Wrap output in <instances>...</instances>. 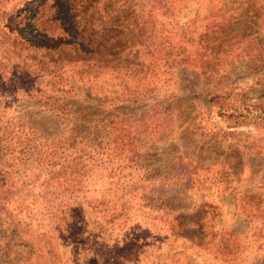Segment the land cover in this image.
Masks as SVG:
<instances>
[{
	"label": "rangeland",
	"instance_id": "rangeland-1",
	"mask_svg": "<svg viewBox=\"0 0 264 264\" xmlns=\"http://www.w3.org/2000/svg\"><path fill=\"white\" fill-rule=\"evenodd\" d=\"M21 1L0 0V264H264V0H121L114 51L57 60L15 44Z\"/></svg>",
	"mask_w": 264,
	"mask_h": 264
},
{
	"label": "trees",
	"instance_id": "trees-1",
	"mask_svg": "<svg viewBox=\"0 0 264 264\" xmlns=\"http://www.w3.org/2000/svg\"><path fill=\"white\" fill-rule=\"evenodd\" d=\"M153 1L156 2L157 11L164 10L171 2ZM52 2L54 5L51 4V0L41 3L23 0L4 13V20L12 18L9 28L11 27L16 45L28 50L29 53L40 54L41 58L47 60L72 55L101 57L102 54L114 51L116 42L112 33L121 31L103 27L100 22L108 19L106 16L113 22L123 19L125 5L119 3L124 2L121 0H52ZM19 6L22 8L18 12ZM226 8L228 11L229 7L221 6V10L226 11ZM104 9L110 10L105 16L102 15ZM154 11L149 10L148 13ZM225 24L220 26V30L227 27ZM83 49H86L85 52ZM223 110L226 114L232 115L235 108L228 105L223 107ZM254 111L259 114L257 119L264 113L257 109ZM241 116L243 115L237 114V118ZM246 116H249V112ZM171 171V177L166 185L183 187L189 182L185 165L174 164Z\"/></svg>",
	"mask_w": 264,
	"mask_h": 264
}]
</instances>
